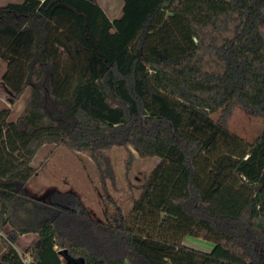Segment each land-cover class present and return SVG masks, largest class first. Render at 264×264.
I'll return each mask as SVG.
<instances>
[{
  "label": "trees",
  "instance_id": "obj_1",
  "mask_svg": "<svg viewBox=\"0 0 264 264\" xmlns=\"http://www.w3.org/2000/svg\"><path fill=\"white\" fill-rule=\"evenodd\" d=\"M207 1L225 10L199 35L170 0H124L113 20L96 0L0 6L8 101L27 93L15 121L0 110V264H264V125L253 141L227 126L236 105L264 116V0ZM51 141L90 156L103 185L114 147L127 173L135 154L158 162L129 214L107 196L101 221L75 193H28ZM29 233L27 260L14 244Z\"/></svg>",
  "mask_w": 264,
  "mask_h": 264
},
{
  "label": "rangeland",
  "instance_id": "obj_2",
  "mask_svg": "<svg viewBox=\"0 0 264 264\" xmlns=\"http://www.w3.org/2000/svg\"><path fill=\"white\" fill-rule=\"evenodd\" d=\"M22 1L0 0V6L10 2L19 3ZM99 1L104 2V0ZM170 1L178 7L177 10L186 13L189 26L197 35L206 28L207 21L211 16L208 11L213 9L219 13L225 10L221 2L217 3L207 0ZM6 71V60H0V110L10 108L9 121H15L24 107L27 93L14 106L9 103V90L3 82V75ZM144 82H148V75L144 76ZM174 102L178 109L184 110L182 102L177 100H174ZM214 117L216 118L217 115ZM263 125V115H252L240 105L234 107L227 123L228 128L232 132L248 141L254 140ZM109 155L115 171V182L107 181L106 185H103L90 156L85 153L72 151L56 141L46 142L31 163L32 167L37 169V173L34 174L27 186L28 193L44 201L49 200L51 194L55 191L75 193L80 197L84 207L87 208L90 214L101 221L105 219L107 210L111 209L107 202V196H110L113 200L120 203L124 213L127 215L132 207L131 198L138 196L141 192V190L137 189V186L147 180L158 162V158H142L135 154L136 159L132 164L131 170L127 173L125 166L126 149L114 147L110 150ZM131 184L133 188H131ZM7 230L2 231V234H6ZM35 238L36 234L29 233L26 236L19 237L14 244L16 250L27 260L30 259L27 251L28 245ZM184 241L185 244L203 251H210L214 245L210 241L192 236L186 237Z\"/></svg>",
  "mask_w": 264,
  "mask_h": 264
},
{
  "label": "crops",
  "instance_id": "obj_3",
  "mask_svg": "<svg viewBox=\"0 0 264 264\" xmlns=\"http://www.w3.org/2000/svg\"><path fill=\"white\" fill-rule=\"evenodd\" d=\"M96 2L104 9L110 19L113 20L122 16L124 0H104V2L96 0ZM7 64L8 60H6V65ZM22 236H26V234ZM30 244L31 242L28 246H30Z\"/></svg>",
  "mask_w": 264,
  "mask_h": 264
},
{
  "label": "water",
  "instance_id": "obj_4",
  "mask_svg": "<svg viewBox=\"0 0 264 264\" xmlns=\"http://www.w3.org/2000/svg\"><path fill=\"white\" fill-rule=\"evenodd\" d=\"M38 198V197H37ZM38 199H41V198H38ZM42 200V199H41ZM74 264H76V263H74Z\"/></svg>",
  "mask_w": 264,
  "mask_h": 264
},
{
  "label": "built area",
  "instance_id": "obj_5",
  "mask_svg": "<svg viewBox=\"0 0 264 264\" xmlns=\"http://www.w3.org/2000/svg\"><path fill=\"white\" fill-rule=\"evenodd\" d=\"M22 255V254H21Z\"/></svg>",
  "mask_w": 264,
  "mask_h": 264
}]
</instances>
